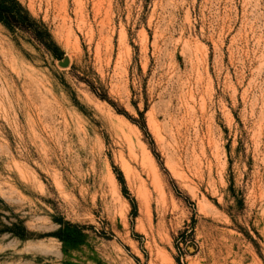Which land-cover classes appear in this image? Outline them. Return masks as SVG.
Wrapping results in <instances>:
<instances>
[{
  "label": "rangeland",
  "instance_id": "1",
  "mask_svg": "<svg viewBox=\"0 0 264 264\" xmlns=\"http://www.w3.org/2000/svg\"><path fill=\"white\" fill-rule=\"evenodd\" d=\"M3 1L0 264H264V0Z\"/></svg>",
  "mask_w": 264,
  "mask_h": 264
},
{
  "label": "trees",
  "instance_id": "2",
  "mask_svg": "<svg viewBox=\"0 0 264 264\" xmlns=\"http://www.w3.org/2000/svg\"><path fill=\"white\" fill-rule=\"evenodd\" d=\"M9 1L12 2L14 7H18L19 6V4H18V2L16 0H9ZM9 10H10V7L7 4H5V2L3 0H0V20H2L4 22L8 21V18H9V15H10L9 14ZM16 15H18L23 20H26L28 18L25 14H21L20 12H17ZM16 15H14V16H16ZM52 51L54 52V54L56 56H61L62 55V52H60L58 50V48H52ZM119 179H120V181H123V177L121 175L119 176ZM132 203L135 206V203L133 202V200H132Z\"/></svg>",
  "mask_w": 264,
  "mask_h": 264
}]
</instances>
